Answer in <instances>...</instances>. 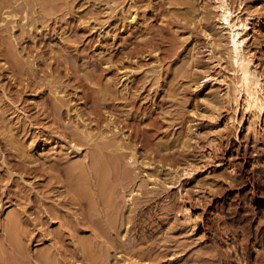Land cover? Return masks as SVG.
<instances>
[{"label": "rangeland", "instance_id": "1", "mask_svg": "<svg viewBox=\"0 0 264 264\" xmlns=\"http://www.w3.org/2000/svg\"><path fill=\"white\" fill-rule=\"evenodd\" d=\"M221 1L0 7V264H93L88 238L102 264H264V0H225L248 90ZM101 136L137 155L121 210L152 196L105 243L63 183Z\"/></svg>", "mask_w": 264, "mask_h": 264}, {"label": "bare ground", "instance_id": "2", "mask_svg": "<svg viewBox=\"0 0 264 264\" xmlns=\"http://www.w3.org/2000/svg\"><path fill=\"white\" fill-rule=\"evenodd\" d=\"M16 1L18 0H2L0 1V7L2 6L3 8V5L4 7L11 6L12 9L10 11L13 14L14 12L16 13L17 11H23V9H26L27 14L25 15V23L27 24L34 23L39 18L48 20L53 12L59 10L58 3H55L57 0H39V6L41 9H39V11L38 9H35V5H37V3L39 4V2H37L38 0H23L21 2H17V5H14ZM56 6H58V8H56ZM218 8L221 10V17L223 21L230 28L228 36V42L230 43L229 49L231 59L234 61L236 70L239 73L238 81L242 89L248 90L250 87L252 74L249 63L252 61L253 55L248 58L245 57V55L240 51L238 46L240 40L236 39V36L239 32L233 29L236 24L229 21L231 12L228 9L227 2L222 0L218 5ZM204 16L205 15L201 13L199 19H204ZM24 26L25 24L21 25L22 29ZM13 58H15L14 55ZM252 101L254 106L259 111L263 109L264 102L259 103L255 97L252 98ZM81 135L91 139L89 134L81 132ZM142 145H144V143H142ZM126 149H131V147L128 145L126 146L122 142H116L109 138L107 139L106 136H101L96 142L92 153L89 155V160H76L70 167L68 166V170L67 168L64 170L63 174L65 175L66 173V177L64 178L62 175L64 178L63 181H66L63 183L67 185V188L65 187V195L67 198L69 196L68 200L71 204L77 206V210H79L81 219L86 221L90 227H92L94 235L98 236V238L101 237L100 242L103 241L102 238L106 239L105 236L107 235V239H109V234H113V232L119 226L123 225V229L126 228L125 231H128L131 228V224L129 223H133L134 219V214L132 215L128 213L132 211L134 212V210L136 212L137 208L140 211L143 210V206L146 204V202H149L150 198L152 197L146 196L145 200H140L138 202L136 201L137 204H135V207L129 208L127 214L121 210L119 206L118 195L121 196V193H126L124 191L129 189V185H131L132 181H134V175L132 177L130 176V167L127 166V164H132L137 161L136 153L128 152ZM125 159L127 160L125 161ZM58 177L60 179V176ZM65 184L64 186H66ZM138 190L139 188H137L136 191ZM133 191L134 189H131L129 193H126L128 196L127 201L134 197L132 195ZM10 229L12 232H14L12 228ZM257 241V235H255L253 243H256ZM103 243H105V240ZM78 245L80 246L79 249L82 248L83 251L85 250L87 258H89L93 264L103 263V261H101L103 259L100 260L101 257L99 259L97 258L98 260L96 259V255L99 254L100 251H98V253L93 249V241L90 238L82 240V243H79ZM120 246L121 244L117 243V247ZM263 247L261 248L263 249ZM82 249L81 252H83ZM16 250H18V248ZM261 253L264 256V250H262ZM100 254L102 255V253ZM81 256L85 257L84 255ZM83 257L82 259H84ZM48 258L49 257L46 259Z\"/></svg>", "mask_w": 264, "mask_h": 264}]
</instances>
